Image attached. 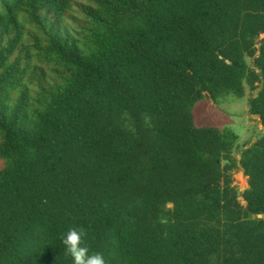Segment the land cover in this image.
Listing matches in <instances>:
<instances>
[{
  "label": "trees",
  "instance_id": "obj_1",
  "mask_svg": "<svg viewBox=\"0 0 264 264\" xmlns=\"http://www.w3.org/2000/svg\"><path fill=\"white\" fill-rule=\"evenodd\" d=\"M247 92L264 126V0H0V264H73V229L104 264H264V137L237 160L194 115Z\"/></svg>",
  "mask_w": 264,
  "mask_h": 264
},
{
  "label": "rangeland",
  "instance_id": "obj_2",
  "mask_svg": "<svg viewBox=\"0 0 264 264\" xmlns=\"http://www.w3.org/2000/svg\"><path fill=\"white\" fill-rule=\"evenodd\" d=\"M250 98L251 94L247 92L242 100L229 97L219 104H214L207 98L197 103L194 108L196 126L232 130L239 138L238 144L241 147L247 145L245 147L247 148L262 133L263 127L260 118L252 117L249 112ZM241 152V149L237 150L235 155L237 160L240 159ZM229 176L232 178V185L239 193H243L248 188L247 177L238 169L230 172Z\"/></svg>",
  "mask_w": 264,
  "mask_h": 264
},
{
  "label": "clouds",
  "instance_id": "obj_3",
  "mask_svg": "<svg viewBox=\"0 0 264 264\" xmlns=\"http://www.w3.org/2000/svg\"><path fill=\"white\" fill-rule=\"evenodd\" d=\"M82 235L83 234L81 232L73 229L66 234L63 240L67 252L73 259V264H104V260L101 255H88V248L81 246Z\"/></svg>",
  "mask_w": 264,
  "mask_h": 264
},
{
  "label": "water",
  "instance_id": "obj_4",
  "mask_svg": "<svg viewBox=\"0 0 264 264\" xmlns=\"http://www.w3.org/2000/svg\"><path fill=\"white\" fill-rule=\"evenodd\" d=\"M256 94V93H255ZM248 109L250 110L251 107L248 106ZM252 117H256L259 118V116L257 115H252ZM264 137V126L262 127V133L259 134L252 142L251 145L254 144L255 142L261 140ZM249 147V146H248ZM247 147V148H248ZM240 149L243 151L245 149V147H240ZM240 160V159H239ZM238 170L242 172V174L244 175V168L240 165V163L238 162ZM244 203V202H243ZM259 219H263L264 217L262 215H258L257 216Z\"/></svg>",
  "mask_w": 264,
  "mask_h": 264
}]
</instances>
